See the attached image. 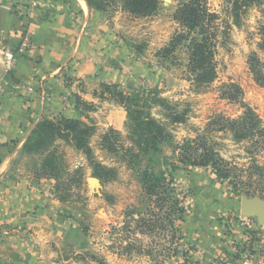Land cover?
<instances>
[{"label": "rangeland", "instance_id": "rangeland-1", "mask_svg": "<svg viewBox=\"0 0 264 264\" xmlns=\"http://www.w3.org/2000/svg\"><path fill=\"white\" fill-rule=\"evenodd\" d=\"M186 1L160 0L155 13L126 19L120 36L144 71L136 72L134 83L103 84L95 94L101 103L125 109L121 129L102 131L84 121L91 129L86 153L70 140H48L57 164L48 173L63 204L61 214L88 241L79 251L62 247L56 264H264V218L240 213L241 200L250 197L239 195L211 167L179 162L180 146L205 137L220 158L238 168L240 178L234 180L247 183L249 171L241 170L254 160L264 167L263 145L217 131L216 124L218 118L237 120L251 109L264 127V0L237 21L232 1L206 0L210 14L217 15L210 31L216 33V79L200 87L189 73L184 46L172 55L163 53L183 31L174 16ZM121 7L119 0H110L107 9L114 13ZM127 97L130 111L122 103ZM142 122L151 123L162 152L154 151ZM33 146L34 139L21 146L15 177L42 174L45 155L34 153ZM253 180L263 186L257 175ZM148 184L156 186L154 193ZM25 244L32 248L34 242ZM204 244L217 254L208 258Z\"/></svg>", "mask_w": 264, "mask_h": 264}, {"label": "crops", "instance_id": "crops-1", "mask_svg": "<svg viewBox=\"0 0 264 264\" xmlns=\"http://www.w3.org/2000/svg\"><path fill=\"white\" fill-rule=\"evenodd\" d=\"M129 17L122 8L97 12L85 0H0V264H56L62 247L85 249L80 227L61 214L54 179L35 172L15 177L14 160L46 119L121 129L125 109L95 94L103 84L134 83L144 71L120 36ZM27 34L30 48L8 67L4 53ZM205 246L208 258L217 254Z\"/></svg>", "mask_w": 264, "mask_h": 264}, {"label": "trees", "instance_id": "trees-1", "mask_svg": "<svg viewBox=\"0 0 264 264\" xmlns=\"http://www.w3.org/2000/svg\"><path fill=\"white\" fill-rule=\"evenodd\" d=\"M88 6L97 11H105L110 5V0H85ZM122 4V10L132 16H149L155 13L160 5V0H119ZM233 2V15L236 21L240 15L249 7L261 4L262 0H230ZM175 20L183 28L173 37L169 45L163 50L165 56L172 55L176 50L184 46L188 52V70L194 83L197 86H203L212 83L216 79V68L214 64L215 51L212 38L216 33H211L213 23L217 18L216 14H210L206 6V0H188L181 4L174 16ZM262 43L260 47L264 49V28L262 29ZM255 61V59H253ZM255 70V68H253ZM108 90L110 88L108 87ZM123 97V96H122ZM129 97L123 100L124 106L130 111ZM217 119V118H216ZM216 124L220 126L217 131H229L234 133L238 140H255V146H264V127L261 125L259 117L251 110L237 120H226L218 118ZM153 123V122H152ZM214 123V125L217 127ZM152 139L153 148L156 152H162L158 135L153 133L151 123H141ZM91 129L82 121L61 118L58 120H43L32 131L26 141V145L34 139V153L45 155L41 164L42 175L53 178L50 170L56 169V158L54 154L48 151V140L64 138L70 140L76 150L84 153L89 151L88 138ZM161 134V133H160ZM205 137H198L195 141H187L180 146L179 162L181 164H190L195 167H211L217 177L222 181H229L233 189L241 196L250 198L260 197L264 199V183L254 184L253 177L258 176L264 180V167L252 162L247 170H241V174L249 171V181H236L240 176L237 175L238 168L230 162L220 158L215 150L207 144ZM30 148V147H28ZM264 149V147H261ZM31 151V150H30ZM253 154V151L249 152ZM166 161V158H164ZM57 165V164H56ZM150 194L154 193L156 186L146 185ZM184 213V209L181 210Z\"/></svg>", "mask_w": 264, "mask_h": 264}, {"label": "water", "instance_id": "water-1", "mask_svg": "<svg viewBox=\"0 0 264 264\" xmlns=\"http://www.w3.org/2000/svg\"><path fill=\"white\" fill-rule=\"evenodd\" d=\"M92 183H98L95 179H91ZM240 213L244 217L264 218V201L255 198H244L240 203Z\"/></svg>", "mask_w": 264, "mask_h": 264}, {"label": "built area", "instance_id": "built-area-1", "mask_svg": "<svg viewBox=\"0 0 264 264\" xmlns=\"http://www.w3.org/2000/svg\"><path fill=\"white\" fill-rule=\"evenodd\" d=\"M35 6V3L33 4ZM30 48L29 35L25 36L20 42L17 50H8L4 53V60L8 67H14L18 62L19 58L23 56L26 51ZM32 246V245H30Z\"/></svg>", "mask_w": 264, "mask_h": 264}]
</instances>
